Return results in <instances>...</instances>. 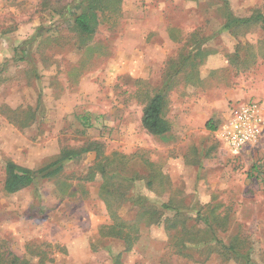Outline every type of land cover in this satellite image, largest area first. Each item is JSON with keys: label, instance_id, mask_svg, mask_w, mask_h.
<instances>
[{"label": "rangeland", "instance_id": "374dc122", "mask_svg": "<svg viewBox=\"0 0 264 264\" xmlns=\"http://www.w3.org/2000/svg\"><path fill=\"white\" fill-rule=\"evenodd\" d=\"M81 1L0 0V251L29 264H244L245 253L264 264L253 169L264 167V132L236 154L217 135L231 109L264 104V22L224 29L229 10L264 17V0H227L228 11L223 0H121L97 13L92 35L73 23ZM159 91L169 131L152 136L141 118ZM65 150L79 155L57 175L3 191L7 162L36 172ZM100 152L128 158L107 181L122 221L134 220L139 196L157 208L172 200L197 241L211 224L243 255L227 260L214 240L175 255L163 225L141 229L130 252L99 237L110 222Z\"/></svg>", "mask_w": 264, "mask_h": 264}, {"label": "trees", "instance_id": "16d2710c", "mask_svg": "<svg viewBox=\"0 0 264 264\" xmlns=\"http://www.w3.org/2000/svg\"><path fill=\"white\" fill-rule=\"evenodd\" d=\"M224 8L228 11L229 5L227 0H223ZM121 0H83L78 3V7L81 9V13L76 15L73 19V23L77 30L86 35H92L95 32L97 25V13L106 12L110 9H115ZM85 5V6H84ZM224 29H234L239 26L250 24L251 22H264V17L261 15L251 17V18H236L230 10L228 11ZM166 96L163 91L156 93L148 102L146 107L143 110L141 124L143 129L152 136H163L169 131V126L166 120L162 117L163 106L165 103ZM84 123H87V120L84 119ZM211 130H215L214 126H210ZM79 153L65 150L56 161L49 164L48 166L34 172L30 171L24 167L18 166L15 163L9 161L5 165V180L3 183V191L6 194L16 193L24 188H27L35 182L45 179H50L53 176L57 175L63 168L64 164L67 161L73 159ZM98 162L94 165L95 172L97 171L100 176H102V186L100 196L104 199L106 205V211L109 216V224L103 225L98 230V236L106 239H117L121 241L124 245L125 251H132L134 245L140 236L141 229L149 228L153 225H163L164 231L170 235V246H174V254L182 257H188L185 253V244L189 243H203L204 245L209 244L214 240L216 244L221 246L223 253L225 254L227 260L228 257L239 258L238 255L242 251L241 246L237 245L234 240L224 243L222 240L216 238L214 231L211 227V224L207 225V231L209 238L206 237L200 241H197L194 233L186 229L185 224H181L177 217H181V211L176 207L172 200H169L166 204H160L157 208L153 205L145 204V198L139 196L137 200L133 201V204L137 205V214L133 221L126 222L122 221L117 216V212L112 208V202L115 199V195L110 189V186H107V181L112 178L113 170L110 169L117 160L121 159L122 162L126 161L128 158L125 157H116L114 161H110L108 157L103 156V153L100 152ZM256 169V175L254 176L256 180H260L264 191V167L262 170L260 168L253 167ZM253 175H249L252 177ZM253 178V177H252ZM128 180V179H127ZM130 181V180H129ZM151 185V182H148V186ZM166 212H174L172 219H166ZM181 215V216H179ZM217 220V219H216ZM215 221V218H214ZM243 249V248H242ZM244 256V264H253L246 253ZM40 262L43 261V258H39ZM0 264H29L28 261L23 260L16 256L9 250L0 251ZM117 264V263H116Z\"/></svg>", "mask_w": 264, "mask_h": 264}, {"label": "built area", "instance_id": "2783aa9c", "mask_svg": "<svg viewBox=\"0 0 264 264\" xmlns=\"http://www.w3.org/2000/svg\"><path fill=\"white\" fill-rule=\"evenodd\" d=\"M264 132V104L247 102L230 110L217 130L218 139L227 149L238 153L244 145H255Z\"/></svg>", "mask_w": 264, "mask_h": 264}, {"label": "crops", "instance_id": "0c3cea01", "mask_svg": "<svg viewBox=\"0 0 264 264\" xmlns=\"http://www.w3.org/2000/svg\"><path fill=\"white\" fill-rule=\"evenodd\" d=\"M227 118H228V116L224 120H226Z\"/></svg>", "mask_w": 264, "mask_h": 264}]
</instances>
